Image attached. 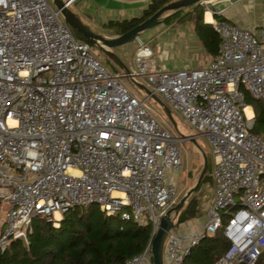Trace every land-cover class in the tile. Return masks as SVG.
<instances>
[{"label": "built area", "instance_id": "obj_1", "mask_svg": "<svg viewBox=\"0 0 264 264\" xmlns=\"http://www.w3.org/2000/svg\"><path fill=\"white\" fill-rule=\"evenodd\" d=\"M217 1L197 5L213 15ZM210 25L219 42L205 66L158 69L136 37L134 67L123 74L143 78L211 152L205 220L188 231L169 228L163 264H183L218 228L228 246L212 264H253L264 250V141L251 131L242 91L264 98V27L215 18ZM119 78L47 0H0V249L10 239L26 243L35 217L55 226L65 210L95 204L149 224L144 248L123 264H151V239L175 204L167 172L180 166L179 138Z\"/></svg>", "mask_w": 264, "mask_h": 264}, {"label": "trees", "instance_id": "obj_2", "mask_svg": "<svg viewBox=\"0 0 264 264\" xmlns=\"http://www.w3.org/2000/svg\"><path fill=\"white\" fill-rule=\"evenodd\" d=\"M170 1L172 0H149L140 16L108 21L106 25L113 27L114 31L120 34ZM186 7L187 11L178 16L179 19L190 20L193 31L204 49L216 54L219 38L211 25L202 21L203 9L196 3ZM182 8L171 11L172 13L165 18L173 16ZM213 17L223 19L218 14H213ZM71 31L75 38L91 45L80 32L72 28ZM242 91L245 104H249L253 112L251 131L264 141V98H253L244 88ZM206 172L207 166L196 188L175 216L174 226L185 220L202 216L196 193L201 183L211 180L210 173ZM224 219L225 216H222V222ZM149 234V224L137 225L131 220H121L116 214L106 215L95 204L72 207L61 214L55 226L42 218L35 217L31 221V230L27 234L26 243L20 239H10L0 249V264H123L126 258L141 252ZM227 246L228 241L218 228L213 235L205 236L191 248L183 264H212ZM253 264H264V250Z\"/></svg>", "mask_w": 264, "mask_h": 264}, {"label": "crops", "instance_id": "obj_3", "mask_svg": "<svg viewBox=\"0 0 264 264\" xmlns=\"http://www.w3.org/2000/svg\"><path fill=\"white\" fill-rule=\"evenodd\" d=\"M75 1L72 0L71 3ZM148 2L149 0H80L79 11H72L91 30L106 35H117L119 33L112 31L113 27L107 26L106 23L140 16ZM211 9L217 10L218 16L228 23L239 27H264V0H218L211 5ZM171 11L173 12L168 10L165 15L160 16L159 22H165V26H155L147 32L150 38L146 44L152 50V65L164 70L205 66L216 54L204 49L193 31L190 20L179 19L178 16L187 10L165 18ZM82 17L91 23L92 27L85 23ZM213 19L209 12H202L204 23L210 24ZM128 52L129 47L123 49L124 56ZM199 223V217H194L178 224V230L188 231Z\"/></svg>", "mask_w": 264, "mask_h": 264}, {"label": "rangeland", "instance_id": "obj_4", "mask_svg": "<svg viewBox=\"0 0 264 264\" xmlns=\"http://www.w3.org/2000/svg\"><path fill=\"white\" fill-rule=\"evenodd\" d=\"M51 4V0H47ZM79 3L80 0H76L74 3H70L68 7L71 10L79 11ZM52 5V4H51ZM187 10V7H183L180 11ZM82 20L87 23L89 26L92 27V24L89 23L86 19L82 17ZM165 26V22H158L154 24L153 26L144 29L137 34V38H139L142 42L146 43L148 42L150 36H148V33L152 28L155 26ZM114 31V28L113 30ZM155 36L157 34L155 33ZM136 38H132L129 41L125 42L124 44L117 46L115 48H111L110 50L113 51L117 56H119V59L124 64V66L127 67V69L131 70L134 67L133 64V51L134 46L136 48ZM129 47V52L126 56L123 55V49ZM90 51L96 55L98 60L100 61L102 67L107 70L110 73L119 74L120 78L119 81L127 87L130 92L136 97L137 99L143 100L144 105L148 109V111L154 116V118L161 123L172 135L179 138L178 142V149L180 152V166L178 169H168L167 176L169 178V181L172 183V185L175 188V203L179 200V198L190 188L193 186L197 175L201 168V156L198 150L194 147V145L190 142V140L187 137L181 138L180 135L187 136V135H195V141L200 147V149L205 153L207 158V172L210 173L212 168V159H211V152L208 145L207 140L202 136H196V131L184 122L181 117L175 113L174 111L170 110V113L175 121L176 130L172 127L170 122L167 120V118L164 115V112L162 111L159 104L153 100L151 97L146 96L145 93L138 90L131 82L130 80L123 75L121 69L111 60H109L101 51H99L94 45H89ZM138 82L147 85L145 80L143 78L138 77ZM157 96V95H156ZM158 97V96H157ZM247 107L251 106L249 104H246ZM252 111V108H251ZM212 188L213 184L212 181L209 180L207 182L201 183L199 186V191L196 193V198L198 201V207L202 211V216L199 217L200 222L205 220L204 217V208L207 206V204L210 203V200L212 198ZM6 209V205L3 203H0V219L3 217V213ZM61 217V216H60ZM172 229L178 230V225L171 227Z\"/></svg>", "mask_w": 264, "mask_h": 264}, {"label": "water", "instance_id": "obj_5", "mask_svg": "<svg viewBox=\"0 0 264 264\" xmlns=\"http://www.w3.org/2000/svg\"><path fill=\"white\" fill-rule=\"evenodd\" d=\"M192 3L197 4V0H172L159 7L155 12H153L147 18L143 19L141 22H139L132 28L128 29L127 31L117 35H106L95 32L94 30H91L86 24H84L80 20L79 16L66 5V0H51V4L56 9L59 10L63 20L70 26V28L80 32L92 45H94L99 51H101L109 60L114 62L121 69L123 74L127 73L129 69H127V67L124 66V64L119 60L117 55L110 49L120 46L132 38H136L138 32L158 23L160 21V16L164 12L168 10H175L178 8L186 7ZM129 80L138 90L142 91L143 93L146 94V96L151 97L159 104L162 111L164 112L165 117L177 132L175 121L170 113V110L165 106V104L144 84L135 80H131V79ZM179 137L181 138L187 137L190 140V142L194 145V147L198 150L202 161L201 168L193 186L190 187L179 198V200L173 206L168 208L164 212V214L160 217L157 229L151 239L150 247H149L151 264H163L162 248L166 233L169 230V228L175 225L174 218L177 215L179 209L182 207L183 203L189 197V195L194 191L201 177L206 171L207 158L205 153L200 149V147L196 143L194 138L195 135H187V136L180 135Z\"/></svg>", "mask_w": 264, "mask_h": 264}, {"label": "bare ground", "instance_id": "obj_6", "mask_svg": "<svg viewBox=\"0 0 264 264\" xmlns=\"http://www.w3.org/2000/svg\"><path fill=\"white\" fill-rule=\"evenodd\" d=\"M244 111H245L246 115H249L250 114V110H249L248 107H245L244 108ZM56 216L58 217V215H56Z\"/></svg>", "mask_w": 264, "mask_h": 264}]
</instances>
